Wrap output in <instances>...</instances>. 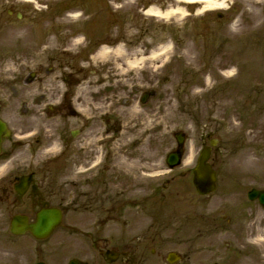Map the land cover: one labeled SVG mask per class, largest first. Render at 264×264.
I'll return each instance as SVG.
<instances>
[{
    "label": "flooded vegetation",
    "instance_id": "af4514ba",
    "mask_svg": "<svg viewBox=\"0 0 264 264\" xmlns=\"http://www.w3.org/2000/svg\"><path fill=\"white\" fill-rule=\"evenodd\" d=\"M164 4L165 0L158 1V9ZM18 5L0 0V32L7 34L9 52L15 47L38 65L22 79L24 88L8 89L7 97L0 99V264H264V205L257 198L264 194V169L257 162V171L231 168L228 183H220L216 167L219 140L210 146L214 138L209 136L196 158L203 148L209 149L215 191L207 195L196 192L192 184L194 163L189 169L191 183L183 185L177 231L166 232V223L172 225V219L161 222L149 216L151 223L139 224L134 210L141 208L147 213V205L162 200V194L155 199L158 188L167 189L175 178L148 183L146 189L138 180L144 175L152 182L153 175L139 173L132 161H122L117 150L122 119L118 108L124 103L107 97L117 96L121 89L112 83L106 87L99 78L106 75L104 72L90 73L83 66L67 72L49 64L43 68L44 61L64 68L71 62L90 60V38L84 37L87 44L76 53L67 46L68 38L56 40L66 46L62 53L52 48L43 51L38 32L61 25L41 24L36 12ZM148 7L137 0L132 13L146 14ZM25 20L37 30L30 31V40L22 41L12 29H21ZM60 58L67 63H61ZM77 90L86 99L76 95ZM133 90L138 91L137 87ZM130 100L124 105H131ZM185 153L184 149L181 165L188 156ZM247 160L245 157V164H253ZM189 171L180 172L178 178H186ZM49 208L61 210L62 224L39 238L28 226L36 223L42 209ZM14 218H25L18 228L24 229L22 232L11 231ZM65 219L84 223L83 230L78 231L73 223L64 232L83 240L71 249L79 254H71L59 241ZM221 234H226L225 242H218ZM169 241L176 247H167Z\"/></svg>",
    "mask_w": 264,
    "mask_h": 264
},
{
    "label": "rangeland",
    "instance_id": "374dc122",
    "mask_svg": "<svg viewBox=\"0 0 264 264\" xmlns=\"http://www.w3.org/2000/svg\"><path fill=\"white\" fill-rule=\"evenodd\" d=\"M11 1L19 3L18 7L36 12L41 24L61 25L44 27L38 32L43 51L52 48L58 54L62 53L66 46L59 42L68 38L67 46L76 53L85 48V36L91 41L88 51L91 56L102 46L114 49L118 44L123 45V56L110 53L105 58L92 57L68 65L67 59L60 58L59 61L66 64L64 68L50 61H44L43 68L51 65L67 72L83 66L90 73L104 72L106 75L99 78L104 79L106 87L112 83L115 89H121L117 96L110 94L107 97L117 98V104L120 100L126 104L125 101L131 99V105L123 104L118 108L122 117L119 132L125 129L124 134H119L117 144L122 161H132L136 164L133 168L137 166L139 173L153 175L152 182L144 175L138 180L146 189L148 183L154 185L175 178L167 189L158 188L155 199L162 194V200L147 205V213L141 208L134 210V218L139 219V224L151 223L149 216L162 219L161 222L172 219V225L166 223V232L177 231L183 185H190L189 169L209 136L219 140L216 167L220 183H228V169L231 168L257 171L260 166L264 169V0H211L215 3L211 5L165 0L162 12L176 7L184 10V15L168 18L149 17L141 11L137 15L132 13L137 0ZM158 1L162 0H142L157 9ZM47 13L52 14L47 17ZM217 13L222 17L219 18ZM28 23L31 21L25 20L21 29H12L22 41L30 40V31L37 30ZM76 37L81 43L73 45ZM7 40V34L1 31L0 99L7 97L8 89L24 88L22 79L38 65L27 60L29 55L24 57L25 53L15 47L9 52ZM160 46L168 47L159 52ZM150 50L158 51V58L147 59ZM134 59L136 65L126 63ZM135 87L138 91L133 90ZM150 89L157 94L142 105L139 102L141 91ZM132 111H137L138 115ZM127 123L130 125L125 126ZM175 131L186 134L185 156L190 155L191 161L187 166L181 165L166 173L163 156L175 146L172 137ZM245 157L253 164H245ZM186 171H189L186 178L179 179L178 173ZM142 194L138 189V195ZM2 214L0 207V217ZM73 223L78 231L84 229L81 219H65L60 229L63 238L59 241L68 246L71 254H79L71 249L82 245L83 240L64 233L68 230L67 225ZM226 240V234L218 236V242ZM171 241L167 247H176Z\"/></svg>",
    "mask_w": 264,
    "mask_h": 264
},
{
    "label": "water",
    "instance_id": "95a60500",
    "mask_svg": "<svg viewBox=\"0 0 264 264\" xmlns=\"http://www.w3.org/2000/svg\"><path fill=\"white\" fill-rule=\"evenodd\" d=\"M154 95V92H146L141 99L142 103H145L146 100ZM174 137L177 142V148L175 151L170 153L167 157L166 163L170 168H173L180 163L181 154H182V143L183 136L181 133L174 134ZM209 156V149L204 148L201 152V155L198 159V164L193 170L194 178L193 183L200 194H206L214 190V172L211 170L210 166L206 164V160ZM256 194L255 192H253ZM253 198V197H251ZM259 200L264 205V194L258 197ZM61 214L57 209H44L37 214V221L33 226H28V229L38 237H45L50 233V231L60 224ZM21 219L25 218H14L12 222L11 231L18 232V228L21 226ZM20 232V231H19ZM72 264V263H71Z\"/></svg>",
    "mask_w": 264,
    "mask_h": 264
},
{
    "label": "bare ground",
    "instance_id": "6f19581e",
    "mask_svg": "<svg viewBox=\"0 0 264 264\" xmlns=\"http://www.w3.org/2000/svg\"><path fill=\"white\" fill-rule=\"evenodd\" d=\"M176 2H178V4L180 3H198V2H201V3H204L206 5H211V4H215L214 2H211V0H175ZM217 6H221V4H216ZM146 14L148 16H151V17H163V18H168V17H172V16H182L184 15V10L180 7H176L175 9H169L168 11L166 12H161L159 11L156 7H150L147 11H146ZM80 42V39L78 37H76V39L74 40V44L73 45H76V44H79ZM168 46H160L158 51L161 52V51H165L167 49ZM158 51H154V50H150L149 51V54H148V57H146L147 59H151V60H154L156 58H158L159 56V52ZM115 54V55H118V56H123V53H124V49H123V45H117L114 49H110L106 46H102L95 55H93L92 57L96 58L98 56H101L102 58H105L106 56H108V54ZM91 57V58H92ZM90 58V59H91ZM128 65H136L137 64V60H133V61H127L126 62ZM80 91L77 90V93L76 95H81L84 99L85 96L83 93H79ZM75 95V96H76ZM136 108V107H134ZM132 112H135L136 115H138L137 111H132ZM130 125V123H127L125 124V126H128ZM122 132V133H121ZM121 132L119 134H124L125 133V129H122ZM189 160H190V156H187L186 159L184 160L183 162V165L186 166L188 165L189 163ZM248 162H250V160L248 159L247 160Z\"/></svg>",
    "mask_w": 264,
    "mask_h": 264
}]
</instances>
